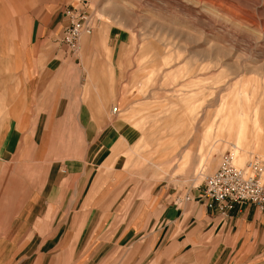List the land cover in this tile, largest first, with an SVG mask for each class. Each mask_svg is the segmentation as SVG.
<instances>
[{
	"label": "rangeland",
	"instance_id": "1",
	"mask_svg": "<svg viewBox=\"0 0 264 264\" xmlns=\"http://www.w3.org/2000/svg\"><path fill=\"white\" fill-rule=\"evenodd\" d=\"M69 11L94 23L77 51L64 43ZM23 58L41 62L44 81L50 70L57 77L50 88L68 118L81 106L105 118L99 139L115 138L95 170L109 208L187 198L229 155L237 167L264 161V0H0V61ZM67 121L54 147L46 132L42 149L59 165L92 149ZM64 217L54 228L50 218L33 222L41 226L26 229L25 253L12 264H129L128 251L111 245L91 259L114 228L92 236L60 226Z\"/></svg>",
	"mask_w": 264,
	"mask_h": 264
},
{
	"label": "crops",
	"instance_id": "2",
	"mask_svg": "<svg viewBox=\"0 0 264 264\" xmlns=\"http://www.w3.org/2000/svg\"><path fill=\"white\" fill-rule=\"evenodd\" d=\"M51 73L44 81L35 58L0 61V264H12L20 259V250L25 253L26 229L41 226L33 222L50 218L49 227H58L63 214L60 226L92 228V236L114 228L107 240L94 242L99 248L92 260L111 245L115 253L128 251L129 264H264V213L254 206L225 217L206 209L195 190L187 198L165 194L151 205L120 200L107 207L105 177L95 166L103 159L107 139L115 137L99 139L105 118L88 107L81 106L68 118L71 111L56 106L58 89L50 87L58 81ZM42 100L47 102L44 107ZM68 119L92 149L86 160L66 159L59 165L43 158L42 149L46 132L48 147H54ZM47 163L50 170L44 178ZM59 172L65 176V188Z\"/></svg>",
	"mask_w": 264,
	"mask_h": 264
},
{
	"label": "built area",
	"instance_id": "3",
	"mask_svg": "<svg viewBox=\"0 0 264 264\" xmlns=\"http://www.w3.org/2000/svg\"><path fill=\"white\" fill-rule=\"evenodd\" d=\"M71 18L69 27L63 36L64 43L76 50L82 32L90 34L94 31L92 21L86 14L69 11ZM117 113V108L113 110ZM227 159L222 167L209 179L206 187L200 190L199 200L209 211H215L230 217L237 208L252 205L264 213V180L261 165L250 164L247 168L238 169Z\"/></svg>",
	"mask_w": 264,
	"mask_h": 264
},
{
	"label": "bare ground",
	"instance_id": "4",
	"mask_svg": "<svg viewBox=\"0 0 264 264\" xmlns=\"http://www.w3.org/2000/svg\"><path fill=\"white\" fill-rule=\"evenodd\" d=\"M67 19L71 22V18L68 16L67 17ZM68 21V23H70ZM92 25H93V27H94V23H92ZM68 27H69V25H68ZM94 32V31H93ZM93 32H91L90 34H88V33H84V32H82L79 36H80V38H79V40H78V43L80 44V41H81V39H82V37L83 36H90V35H92L93 34ZM65 34V31H64V33H63V35ZM78 47H79V45L77 46V48H76V50H74V51H77V49H78ZM115 109V108H114ZM117 113H118V109H117ZM116 113V114H117ZM113 114H114V112H113ZM227 159H230V164L232 165V166H234V167H236V168H238V169H243V168H247L251 163L252 164H258V165H261V167H260V169H262V171H261V176H262V180H264V161H260V160H258V159H256V160H254V161H251V162H249L247 165H245L244 167H237V166H235L234 164H233V157H232V155H229V156H227L224 160H223V163L221 164V166L220 167H222L223 166V164L226 162V160ZM220 167L218 168V170L220 169ZM217 170V171H218ZM216 173V172H215ZM214 173V174H215ZM214 174H212V175H214ZM212 175L211 176H209V177H207V179H206V181H205V183H204V185H203V188H205L206 187V184L208 183V181H209V179L212 177ZM202 188V189H203ZM252 206V205H251ZM259 210V209H258ZM260 211V210H259ZM261 212V211H260Z\"/></svg>",
	"mask_w": 264,
	"mask_h": 264
}]
</instances>
